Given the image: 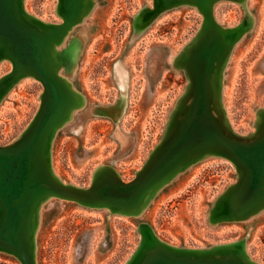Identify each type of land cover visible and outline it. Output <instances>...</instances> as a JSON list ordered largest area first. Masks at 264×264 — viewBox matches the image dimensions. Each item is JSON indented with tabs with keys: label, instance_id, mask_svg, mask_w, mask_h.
I'll list each match as a JSON object with an SVG mask.
<instances>
[{
	"label": "rangeland",
	"instance_id": "1",
	"mask_svg": "<svg viewBox=\"0 0 264 264\" xmlns=\"http://www.w3.org/2000/svg\"><path fill=\"white\" fill-rule=\"evenodd\" d=\"M60 8L58 0H22L31 24V18L63 23ZM78 18L52 49L74 103L42 150V169L59 181L88 187L95 173L112 179V172L134 179L177 132L191 92L179 67L208 33L222 40L212 74L219 122L244 139L264 129V0H208L201 7L183 0H82ZM11 68L0 59V77ZM42 92V83L27 75L0 86V147L21 137ZM242 173L225 158L203 155L148 191L135 215L46 198L29 237L34 262L139 264L147 224L177 255L186 249L264 264V206L239 220L228 207L216 213ZM0 264L22 263L0 251Z\"/></svg>",
	"mask_w": 264,
	"mask_h": 264
},
{
	"label": "water",
	"instance_id": "2",
	"mask_svg": "<svg viewBox=\"0 0 264 264\" xmlns=\"http://www.w3.org/2000/svg\"><path fill=\"white\" fill-rule=\"evenodd\" d=\"M58 1L61 6L58 16L63 23L46 24L31 18L34 21L31 24L23 13L22 0H0V59L12 64L11 70L0 77V86L26 75L43 85L40 107L21 137L10 146L0 147V251L15 255L22 264H35L29 237L41 200L55 196L87 207L106 208L115 214L135 215L133 210L141 205L148 191L203 155L225 158L243 172L229 203L219 200L216 213L228 207L239 220L262 208L264 129L250 139L238 137L219 122L222 111L213 110L212 89L216 84L212 74L220 63L218 48L222 42L216 32L206 34L196 49L183 56L185 63L179 68H183L191 83L185 113L175 135L152 154L134 179L124 182L115 172L112 179L95 173L90 186L75 187L54 178L48 167L41 168V150L74 105L56 74L59 63L54 61L52 49L79 19L82 0ZM183 1L201 7L208 0ZM141 227L146 238L139 264H247L224 254L192 256L186 249L177 255V250L155 240L149 225Z\"/></svg>",
	"mask_w": 264,
	"mask_h": 264
},
{
	"label": "bare ground",
	"instance_id": "3",
	"mask_svg": "<svg viewBox=\"0 0 264 264\" xmlns=\"http://www.w3.org/2000/svg\"><path fill=\"white\" fill-rule=\"evenodd\" d=\"M81 104V103H80ZM48 143V142H47ZM43 150V149H42ZM42 150H41V157H42ZM41 168H42V164H41ZM182 168V167H181ZM181 168H179V169H181ZM173 175V174H172ZM172 175L171 176H169L168 178H166V180H168L170 177H172ZM163 184V183H162ZM148 193V192H147ZM148 200V199H147ZM42 203V200H41V202H39V204H38V206H37V208H36V210L39 208V205ZM143 203L144 202H142L141 203V205L139 206V207H137V208H135L134 210H133V212H134V214H137V213H139L142 209H143ZM147 203V202H146ZM260 209V208H259ZM259 209L258 210H256L255 212H258L259 211ZM255 212H253L254 214H255ZM252 213V214H253ZM252 214H249L248 216H246V217H244V218H247V217H250Z\"/></svg>",
	"mask_w": 264,
	"mask_h": 264
}]
</instances>
